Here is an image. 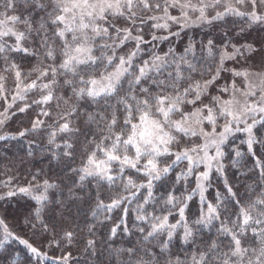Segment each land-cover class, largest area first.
Instances as JSON below:
<instances>
[{
  "label": "snow or ice",
  "instance_id": "obj_1",
  "mask_svg": "<svg viewBox=\"0 0 264 264\" xmlns=\"http://www.w3.org/2000/svg\"><path fill=\"white\" fill-rule=\"evenodd\" d=\"M217 25L219 40L172 46ZM29 110L30 127L0 140L47 129L68 196L40 170L0 181V201L26 198L23 226L61 255L4 216L0 250L16 241L28 264H70L84 239L88 264H264V0H0V127ZM244 155L259 180L242 193L224 161ZM76 202H91L83 227L50 221L51 205Z\"/></svg>",
  "mask_w": 264,
  "mask_h": 264
},
{
  "label": "trees",
  "instance_id": "obj_2",
  "mask_svg": "<svg viewBox=\"0 0 264 264\" xmlns=\"http://www.w3.org/2000/svg\"><path fill=\"white\" fill-rule=\"evenodd\" d=\"M232 27L231 24L228 25ZM222 35L221 26L215 27L203 26L201 28L193 29L188 32L187 36L182 34L181 39H173L172 46L179 49H183L187 43L188 37L193 36L197 41L206 40L208 38H216ZM255 35V33H253ZM159 47L163 50H167L169 42H160ZM35 115L33 110H29L28 113H17L11 120L7 122L5 126L0 127V135L15 134L24 127H30V119ZM239 145V140L236 141ZM51 146L47 144V129H42L36 133H29L25 137L12 138L9 136L6 140H0V181H5L9 177H14L13 186L16 184H23L27 179L31 178V174H34L40 170H43L42 175L45 178H49L51 181L57 183L61 188L54 189L51 193L54 199H66L68 196L67 187L71 183V176L66 175L68 172V162L64 160H56L51 158V152L49 151ZM242 150L246 151V146L240 145ZM29 151L32 155H29ZM226 175L229 182L243 193L246 185L253 184L259 180L258 170L253 171L254 160L248 155H244L239 159V163L234 167L229 159H225ZM215 187H219L223 191V180H213ZM6 191L3 187H0V192ZM62 191V194H61ZM26 198L15 197L10 201H0V216H4L7 220L9 227L13 229L19 235L24 236L33 242L36 246H43V250L48 251L50 256H59L61 252L59 249H48L46 246L47 238L40 236H33L27 228L23 226V217L27 211ZM91 202H76L68 205L67 208H61L59 205L53 204L50 206V221L62 227H69L76 229L77 225L83 227L85 220L91 219L90 213ZM63 217L67 219H62ZM113 219L106 221L104 225L99 226L97 233V240L102 239L112 224L118 222L119 212H113ZM129 226L131 227V219L129 220ZM59 230V228H58ZM78 230V229H77ZM85 233H80L83 237ZM129 237L117 238V245L127 244ZM84 239H77V241L66 251L72 253V260L70 264H88L91 259L86 253L83 252ZM19 251L20 264H28L30 254L19 245L18 242H10L7 251L0 250V264H8V252ZM34 264V260H33Z\"/></svg>",
  "mask_w": 264,
  "mask_h": 264
}]
</instances>
